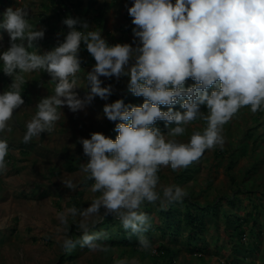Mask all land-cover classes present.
Returning a JSON list of instances; mask_svg holds the SVG:
<instances>
[{"label":"clouds","instance_id":"1","mask_svg":"<svg viewBox=\"0 0 264 264\" xmlns=\"http://www.w3.org/2000/svg\"><path fill=\"white\" fill-rule=\"evenodd\" d=\"M127 11L139 41H133L135 47L128 43L109 46L99 29L77 30L78 24L88 29V23L69 16L63 20L70 29L64 42L40 56L17 43L25 39L30 43L43 36L42 31L30 30L27 6L7 8L0 28L8 33L10 46L0 53V61L3 73L13 77V82L9 90L0 93V133L12 132L9 122L25 103L21 86L26 74L44 69L55 87L54 94L38 103L26 123L24 143L52 132L61 119L59 108L67 106L75 113L97 96L107 100L113 88L111 84L102 87L100 77H128V90L144 99L139 106H126L122 99L104 105V117L115 124L118 133L115 140L93 132L89 139L77 141L88 158L79 170L85 179L93 181L90 191L99 193L80 216L86 221L103 207L107 214L119 218L124 229L142 234L151 226L148 215L137 211L145 201H159L160 207L166 208L187 196L175 184L161 185L158 190L160 169L177 172L199 160L206 150L223 148V127L241 108L250 107L253 113L264 110V0H133ZM82 42L95 60L86 75L90 92L84 99L73 91L77 81L69 79L81 71L78 53ZM189 79L195 83L186 88ZM182 99L184 111H174L172 106ZM202 105L207 115L201 113ZM161 106L168 110L162 111ZM201 116L206 121L203 131L193 132L187 143L178 142L175 138L185 133V126ZM157 121L175 127L166 137L154 126ZM8 152L7 140L0 139V172L7 170ZM62 183L68 189L77 188L72 178ZM66 211L77 214L75 207ZM57 217L67 224L64 212ZM88 227L86 222L80 223L84 233L81 247L107 252V245L95 242L101 234H89ZM62 247L75 245L66 238ZM150 247V241L140 235L139 248ZM116 264L139 261L125 258Z\"/></svg>","mask_w":264,"mask_h":264},{"label":"rangeland","instance_id":"2","mask_svg":"<svg viewBox=\"0 0 264 264\" xmlns=\"http://www.w3.org/2000/svg\"><path fill=\"white\" fill-rule=\"evenodd\" d=\"M2 1L0 23L7 8L27 6L30 30L42 31L43 36L30 43L26 39L17 43H23L29 52L40 56L64 42L70 29L63 20L69 16L88 23V29L78 24L77 30L99 29L109 46L128 43L135 47L133 41L139 42L133 35L135 25L127 11L133 0ZM82 44L81 55L78 54L81 71L69 78L77 81L73 91L80 99L90 92L86 75L95 65L94 58ZM9 46L8 33L0 28V53ZM2 69L0 61V93L9 90L13 82V77L6 76ZM100 79L102 87L112 85L113 92L107 100L97 96L75 113L67 106L59 108L62 115L55 122L54 130L24 143L26 123L37 111L38 103L54 94L55 87L52 77L44 69L25 75V83L21 86L25 103L9 122L12 132L0 133V139L7 140L9 146L5 157L7 170L0 172V264H116L125 258H135L139 264H264V110L253 113L250 107L241 108L223 127V148L217 146L206 150L199 160L177 172L170 168H161L158 172V190L161 185L175 184L187 192L182 202H173L164 209L175 207L183 216L188 203L217 208V214L207 213L205 232L196 235V239H192L189 226L181 218V226L173 230L176 233L173 236L153 228L163 225L164 221L159 216V209H162L159 201L155 204L145 201L137 210L145 212L152 225L144 236L151 243L149 250L139 248L136 236L128 244H111L122 240L124 228L119 218L107 214L103 207L98 215L94 214L86 221L80 216L99 193L90 191L93 181L85 179L79 170V165L86 164L88 158L83 154L82 145L77 143L78 139H89L91 133L101 132L115 140L118 133L114 131L115 124L104 117V105L122 99L126 106H138L144 99L128 90V77ZM194 83L189 79L185 85L190 87ZM182 102L172 106L173 110L180 111ZM161 110L168 109L161 106ZM200 111L207 115L206 107H201ZM185 127V133L175 138L178 142L187 143L193 132H202L206 121L201 116ZM168 132L161 133L167 137ZM65 178H72L77 188L65 187L62 183ZM72 207L77 209L75 216L66 211ZM59 212L65 213L67 224L60 222ZM234 214L250 215L249 223L243 226L241 240L233 227H229L230 220L235 219ZM255 221L260 224L256 226ZM81 222L88 224L89 234H101L95 242L107 245V252L81 247L84 234ZM66 238L72 240L74 248L62 247ZM251 243L258 247L250 246ZM246 247L253 252L246 255ZM164 248L169 253H165Z\"/></svg>","mask_w":264,"mask_h":264},{"label":"trees","instance_id":"3","mask_svg":"<svg viewBox=\"0 0 264 264\" xmlns=\"http://www.w3.org/2000/svg\"><path fill=\"white\" fill-rule=\"evenodd\" d=\"M2 1V0H1ZM4 2V1H2ZM86 46L84 44H82V48H85ZM86 50V49H84ZM79 55H81V53H78ZM185 87L187 88L188 85H185ZM209 92H211V89H209ZM183 101V99L181 100ZM180 101V102H181ZM139 106V105H138ZM201 107H205V106H201ZM179 108V107H178ZM181 108V106H180ZM184 109H180V111ZM155 127H158L160 129L161 132H168L172 127H175L174 124L169 125L167 127H165V123L164 122H160L157 121L156 124L154 125ZM228 202L233 203L234 200H228ZM186 211L184 212L183 216L181 215L180 212H178V209H175V207H169L168 209H159V216L164 218L163 221V225H155L153 228L155 229H159L162 233H171V236H173V233L175 230H178L181 226V220L182 222L183 220L185 221V224L187 226H189L190 229V236L192 237V239H196V235L198 234H203V232H205L206 229V215L207 213L210 212V214H217L215 211L217 210V208H215V206H200L197 203H188V205H186ZM192 208V209H190ZM210 208V209H209ZM226 216L229 217L228 214H226ZM235 219L233 221L230 220L231 225L229 227H233V231L239 236V239L241 240V238L243 237V226L244 224H248L249 223V216H240L238 214H234ZM255 224H257L256 226H258L260 224L259 221H255ZM152 226V225H151ZM150 229V227H149ZM149 229L147 232L144 233H132L131 229H124L122 230V240L121 241H113L111 244L113 245H117V244H128L131 242V238L136 236L138 237V241H139V236L143 235L145 236L146 234H148ZM174 230V231H173ZM252 245L250 246H255L258 247L257 244L255 243H251ZM163 249V248H161ZM165 249V248H164ZM245 254L249 255L251 254L253 251L252 249H250V247H246L245 249ZM251 250V251H250ZM165 253H169L168 249H165Z\"/></svg>","mask_w":264,"mask_h":264},{"label":"crops","instance_id":"4","mask_svg":"<svg viewBox=\"0 0 264 264\" xmlns=\"http://www.w3.org/2000/svg\"><path fill=\"white\" fill-rule=\"evenodd\" d=\"M5 2H10L9 0H4Z\"/></svg>","mask_w":264,"mask_h":264}]
</instances>
